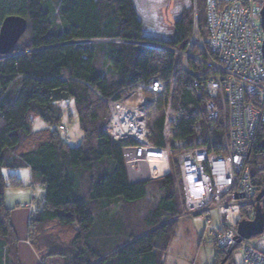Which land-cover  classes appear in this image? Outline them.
<instances>
[{
  "label": "trees",
  "instance_id": "trees-1",
  "mask_svg": "<svg viewBox=\"0 0 264 264\" xmlns=\"http://www.w3.org/2000/svg\"><path fill=\"white\" fill-rule=\"evenodd\" d=\"M187 1L188 7L171 23L173 37L164 40L145 35L136 0H0V26L8 17L28 23L18 43L22 47L17 44L7 56L0 55V242L6 245L0 256L6 258L8 250L10 264H16L17 239L4 206L5 192L21 183L4 173L21 169H28L34 186L44 189L43 206L31 215L29 231L42 258L58 256L57 264H166L178 227L172 220L180 214L177 179L166 177L157 184L160 197L138 224L135 206L149 199L151 187L129 182L123 157L125 148L137 144L113 141L106 126L108 103H125L140 89L147 107H139L148 114L153 147L165 150L168 138L194 147L200 121L203 141L196 147L221 144L220 125L208 124L204 102L194 96V79L187 73L174 89L171 105L178 119L168 135L166 115L156 113L149 121L148 110L160 109L155 99L169 89L163 83L178 64L177 54L168 49L186 51L196 29L207 36L206 0ZM156 84L161 92L148 90ZM68 103L83 134L76 148L60 135L68 112L61 105ZM36 119L48 128L34 132ZM263 140L261 127L247 162L257 193L264 189ZM177 172L181 187L178 166ZM180 205L183 212L182 195ZM119 209L126 213L119 215ZM102 222L108 223L107 239L101 234ZM220 253L232 264L230 253L216 247Z\"/></svg>",
  "mask_w": 264,
  "mask_h": 264
},
{
  "label": "built area",
  "instance_id": "built-area-1",
  "mask_svg": "<svg viewBox=\"0 0 264 264\" xmlns=\"http://www.w3.org/2000/svg\"><path fill=\"white\" fill-rule=\"evenodd\" d=\"M263 6L264 0H206L207 36L195 31L185 53L168 49L185 58L193 94L204 102L208 124H219L222 133L221 144L184 148L175 155L182 216L215 210V245L230 253L232 264H264V232L249 240L238 233L240 222L254 219L257 197L247 162L264 127ZM162 89L156 84L153 91ZM108 106L106 131L113 141L154 149L144 109L120 102Z\"/></svg>",
  "mask_w": 264,
  "mask_h": 264
},
{
  "label": "rangeland",
  "instance_id": "rangeland-1",
  "mask_svg": "<svg viewBox=\"0 0 264 264\" xmlns=\"http://www.w3.org/2000/svg\"><path fill=\"white\" fill-rule=\"evenodd\" d=\"M188 4L189 1L187 0L183 2L181 0H136L140 20L143 22L145 27V35L164 40L172 38L173 29L171 27V23H174L179 19L181 10L183 7H188ZM179 5L183 6L180 7ZM205 7L206 5L204 4V9ZM198 11V3L196 1L194 5L195 20H197ZM204 11L206 12V10ZM53 20L58 24L57 16H53ZM196 34L201 36V30L196 29ZM21 47V44H18L17 48ZM186 51L181 52L185 53ZM195 51V48L191 49L192 53ZM176 57L178 58V64L175 68L174 74L168 82L163 83L165 87L169 85V89L167 90L166 88L165 93L155 99L159 101L160 109L154 110L152 108L151 110H148L149 121H151L150 119H152L156 113L166 115L167 126L165 132L167 135L170 130V125L178 119V115L175 113V110L171 105L177 80L180 77L185 79L187 76L183 66L185 58L178 55H176ZM148 90L155 93L153 89ZM141 92L142 91L138 89L136 93L130 94L125 103L132 106L139 107L144 105L147 107L145 104L147 102L146 97L143 96ZM66 105L67 107L64 104L61 105V107H65V111L68 112H65L63 115L61 126L65 128V131L60 132V135L67 142L68 146L76 148L81 145L83 141V134L80 129L79 120L74 106L69 103ZM202 126L203 121H200L196 126V141L193 144L194 147H196L197 144H201L203 141V132L201 130ZM47 128L48 126L42 120H34V132H40L46 130ZM184 148H186L184 144L174 143L168 138V148L165 150L158 151L157 149L152 150L146 148L126 150L125 157L128 166H132L133 170H137L139 172V181H148L151 187L149 188V199H146L135 206V210L138 213L136 220L138 224H141V220L147 216L148 211L156 204L158 198L160 197L156 187L157 184L165 180L166 177L171 176L178 180L175 155L178 151ZM21 175L26 182L30 179L29 172H23ZM177 180L174 191L175 195H177L176 197L180 206V214L179 217L172 220L177 222L178 227L176 230V237L172 241L167 252V264H220L225 255L221 253L219 255L216 254L214 236L219 228L216 211L210 210L202 212L198 215L181 217L180 215H184L180 205L182 192ZM27 185L29 188L31 187L30 184ZM14 202L15 201L13 200L12 204H14ZM120 206L123 205L120 204ZM135 210L133 209V212ZM208 220L210 223H208ZM139 226L140 225H138V227Z\"/></svg>",
  "mask_w": 264,
  "mask_h": 264
},
{
  "label": "crops",
  "instance_id": "crops-1",
  "mask_svg": "<svg viewBox=\"0 0 264 264\" xmlns=\"http://www.w3.org/2000/svg\"><path fill=\"white\" fill-rule=\"evenodd\" d=\"M137 148H142V147L137 146L133 148H125L123 150L126 172H127L128 180L131 184L141 183V181L138 180L139 172L137 170H133L132 166H128L125 156H126V150L137 149ZM156 149L157 148L154 147V149L152 150H156ZM157 150L161 151L162 149H157ZM23 172H29L30 179L27 182L24 180L23 176L21 175ZM4 175L6 177L13 176L15 180H19L21 183L20 188H9L6 190L5 204H4L6 209L10 210L9 223L14 232V236L17 239L16 264H57L56 260H58L59 262L60 260L59 257L58 256L54 257L48 254V256H45L46 258H42L41 256L42 254L36 251L35 247L32 244L33 242L29 236L30 233L29 231L31 226L30 225L31 215L36 211L41 210L43 206L44 189L39 186H34L31 173L28 169L7 171L4 173ZM146 182L148 183V181ZM26 183L30 184L31 187L29 188ZM8 198H9V203H8ZM13 200L15 201L14 204H12ZM17 201H22V202H17ZM124 212L125 211L122 209L118 214L123 215ZM107 224H108L107 222H102L101 224L102 225L101 234L103 232L104 239H107L105 238ZM104 239H102V241H105ZM4 247H6L5 243L0 242V252L5 251ZM6 263L10 264V254L8 250H7L6 258L5 256L3 257L0 256V264H6ZM165 263L167 264V254L165 257Z\"/></svg>",
  "mask_w": 264,
  "mask_h": 264
},
{
  "label": "water",
  "instance_id": "water-1",
  "mask_svg": "<svg viewBox=\"0 0 264 264\" xmlns=\"http://www.w3.org/2000/svg\"><path fill=\"white\" fill-rule=\"evenodd\" d=\"M262 29L264 33V6L261 12ZM28 29V23L25 19L20 17H8L0 26V55L7 56L19 43L20 39L26 33ZM158 49H163L157 47ZM165 50V49H163ZM262 55L264 61V42L262 46ZM264 149V140H263ZM243 198V197H240ZM264 189L261 190L255 199V212L254 219L252 221H242L238 227L239 236L243 239H252L260 236L264 232ZM240 243V240H238ZM227 258L223 259L220 264H227Z\"/></svg>",
  "mask_w": 264,
  "mask_h": 264
},
{
  "label": "bare ground",
  "instance_id": "bare-ground-1",
  "mask_svg": "<svg viewBox=\"0 0 264 264\" xmlns=\"http://www.w3.org/2000/svg\"><path fill=\"white\" fill-rule=\"evenodd\" d=\"M141 152V151H140ZM142 153V152H141ZM140 157V156H139Z\"/></svg>",
  "mask_w": 264,
  "mask_h": 264
},
{
  "label": "flooded vegetation",
  "instance_id": "flooded-vegetation-1",
  "mask_svg": "<svg viewBox=\"0 0 264 264\" xmlns=\"http://www.w3.org/2000/svg\"><path fill=\"white\" fill-rule=\"evenodd\" d=\"M258 194V193H257Z\"/></svg>",
  "mask_w": 264,
  "mask_h": 264
}]
</instances>
